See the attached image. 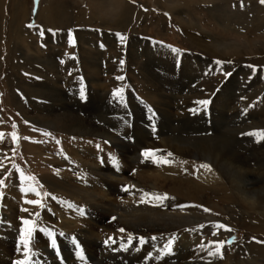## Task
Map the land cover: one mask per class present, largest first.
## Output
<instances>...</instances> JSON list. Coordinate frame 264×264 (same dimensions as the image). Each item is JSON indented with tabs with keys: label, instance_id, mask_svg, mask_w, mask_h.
<instances>
[{
	"label": "rangeland",
	"instance_id": "rangeland-1",
	"mask_svg": "<svg viewBox=\"0 0 264 264\" xmlns=\"http://www.w3.org/2000/svg\"><path fill=\"white\" fill-rule=\"evenodd\" d=\"M243 1L0 0V133L4 134L0 136V178L7 177L0 186V264L24 259L19 219L36 221L29 244L36 264H67L64 252L75 255L72 241L64 238L75 233L65 231L62 215L73 217L55 206L61 199L69 200L57 192L52 180L66 172L72 178L80 175L82 149L119 151L106 135L90 131L95 125L113 130L117 118L134 116L131 123L137 118L161 137V133L176 134L186 146L196 144L199 137L214 140L215 134L226 130L228 148L245 152L257 165L264 163V140L257 142V137L242 135L264 129V52L212 50L216 42L264 39V33L255 32L253 26L226 27L215 18L219 13L213 7L223 11L240 4L243 10ZM217 60L231 63L218 65ZM248 65L260 70L253 72ZM160 70H172L180 76L165 80ZM225 73L231 75L226 77ZM120 76L124 79H116ZM117 88L124 89V104L112 96ZM205 100L207 105L199 103ZM164 101L172 102V114L163 111L166 107L159 103ZM178 105L186 108L178 110ZM118 106L122 113H118ZM117 136L121 143L132 142L121 132ZM155 142L148 139L142 146L167 156L170 148L160 140ZM88 159L94 160L92 156ZM20 172L35 179L21 181ZM258 177L253 182L264 181V176L261 180ZM19 191L27 193L20 196ZM28 200H40L41 204H29ZM221 207L224 211H209L214 218L208 222L188 227L204 230L203 241L194 251L202 249L204 242L235 237L234 243L223 247L220 257L209 259L212 264H221L249 243H257L256 256L245 260L264 264V212L246 213L225 204ZM37 212L39 217L34 215ZM93 219L101 222L98 215ZM101 223L103 231L113 220L106 217ZM217 224L231 231L218 229ZM44 228L57 233L60 242L66 241H57L55 249L50 247L52 257L43 254L42 247L52 240L40 231ZM60 232L65 235L60 236ZM150 236L162 234L152 232ZM77 242L82 250L84 244ZM190 262L208 264L199 256Z\"/></svg>",
	"mask_w": 264,
	"mask_h": 264
},
{
	"label": "bare ground",
	"instance_id": "bare-ground-1",
	"mask_svg": "<svg viewBox=\"0 0 264 264\" xmlns=\"http://www.w3.org/2000/svg\"><path fill=\"white\" fill-rule=\"evenodd\" d=\"M243 2L245 3L243 10L240 4L235 9L223 11L217 6L213 7L215 12L219 13L215 18L219 19L226 27L231 24L253 26L252 29L255 32L264 33V4H261L260 0H244ZM114 8L116 7L114 6ZM37 9L38 6L34 12ZM178 18L182 22L185 20L181 16ZM190 34L193 33L190 32ZM193 37L198 39L194 35ZM216 44L212 49L214 51L223 48L226 52L234 53H250L256 52V50L257 53L264 52V39L244 43L223 42L222 45L216 42ZM163 72V77L169 81L180 76L178 72H172V70ZM172 89L175 90V88ZM155 95L163 97L162 94ZM148 97L151 95L149 94ZM151 101L158 104L153 99ZM159 104L163 108L166 107L163 109L165 113L171 112V110L169 111L172 106L171 101ZM119 106L118 113H122L123 108L120 109ZM175 107L178 110L186 108L179 105ZM224 107L227 109L229 105L226 104ZM132 118H117L115 120L117 124L113 130L98 125H95L94 128L89 126L90 131L93 129L106 135L110 142L118 147L119 151L106 148L84 152L82 149L80 155L82 157L79 159V161L81 160L80 175L72 178L66 172L64 175L61 174V178L56 177L52 180V185L57 192L69 200L61 199L55 206L58 205L62 211L73 217L70 219L71 217L62 215L65 231L75 233V236L64 238L67 239L66 241H71V237H75L77 241L81 240L84 244L82 247L83 259L78 258L76 254L70 256L64 252L67 264H90L91 261V264H170L172 261L176 264H192L190 260L195 259L196 256L204 257L205 261H209L213 257H208L207 253L209 250L214 251L216 246L210 243L212 241L210 240V242H204L203 249L196 248L194 251L195 245L203 241L204 233L202 234V232L204 230L188 229V227L214 218V215L209 211H204V208L223 210L221 206L224 204L227 207H239V211H246V213L251 211L263 213L264 181L255 183L253 180L258 176H264V163L257 165V162L247 156L245 152L228 148L226 141L229 136L226 130L215 134L214 140L199 137L196 144L192 143L189 144L190 146H186L182 145L183 142L179 138H176V134L161 133L164 136L161 137L156 132L146 129L137 118L131 123ZM119 132L127 136L126 138L129 140L131 139L132 142L121 143L120 137L117 136ZM235 136L237 137V135ZM238 137L237 140L241 136ZM148 139L154 143L158 140L163 142L170 148L168 153L171 155L166 156L162 153L152 152L151 157L146 158L142 154L149 149L142 145ZM88 156H92L95 161L87 160ZM108 158L110 160H107ZM113 158L116 159V164L112 163ZM165 159L169 163H164ZM205 163L210 165L211 171L200 168V165ZM126 186H134L132 191L135 192V195L124 191L123 188ZM139 190L160 195L167 194L168 198L163 199L162 202L140 203L141 193ZM26 193L19 191L17 195L23 196ZM77 208H84L85 214L81 215ZM96 215L101 222L105 221L106 217H115L116 219H112L113 223L105 225L101 231L104 224L93 219ZM18 221L20 222L19 226L24 227L21 219ZM67 228L71 229L67 230ZM120 228H124L126 231L121 233L118 231ZM208 230L212 231V229ZM152 232H160L162 237L152 240L150 236ZM127 233L136 234L137 237L143 236L147 238V243L141 246L138 241L134 240L133 246H129L126 250L114 251L113 249L119 247L121 240L127 244ZM172 234H175L176 237L172 244V254L166 255L162 259H156L159 250ZM113 238L116 243L112 242ZM56 240L59 243L66 242H60L61 237L58 236H56ZM105 240L109 241L108 245L104 244ZM50 245L51 243H48L42 247L45 257H52ZM256 245L257 243H249L247 247L237 249L221 264H252L254 259H245L256 256ZM149 253L152 256H149Z\"/></svg>",
	"mask_w": 264,
	"mask_h": 264
},
{
	"label": "snow or ice",
	"instance_id": "snow-or-ice-1",
	"mask_svg": "<svg viewBox=\"0 0 264 264\" xmlns=\"http://www.w3.org/2000/svg\"><path fill=\"white\" fill-rule=\"evenodd\" d=\"M260 3L261 4H264V0H260ZM29 27H32V25H29ZM49 31H52V30H49ZM40 35L43 36L44 35V32L41 31L40 32ZM118 36H120L121 40L124 39V37L121 35V34H117ZM173 51H177L176 49H173ZM121 64H123V61L121 60L120 61ZM216 64L218 65H222L224 63H231V61H221V60H217L215 61ZM249 68H251L253 70V72H256L258 70H260L257 66L255 65H248ZM231 75L230 73H225V76H229ZM116 79L118 80H123L124 77L123 76H120V77H117ZM80 97L83 99L85 97V93H84V90H83V87H81V90H80ZM112 96L114 99H116L118 101V103L120 104H124L125 103V99H124V89L123 88H117V89H114L112 91ZM199 103H201L202 105H207L209 103V101L205 100V101H200ZM191 111V110H190ZM125 123H127V120H125ZM13 127H15V125H13ZM47 135H50L48 133H46ZM4 134L3 133H0V136H3ZM13 137L15 138V134L13 133L12 134ZM242 135H245V136H252V137H257V142H259L260 140H264V129H260V130H253L252 132H248V133H242ZM57 143H59V141H57ZM105 143H109L108 141H105ZM97 147L99 148L100 146L97 145ZM154 151H158V150H145L144 153L142 155H144L146 158H150L151 157V153L154 152ZM171 155V154H169ZM164 163H169L168 160H164L163 161ZM112 163L113 164H116L117 161L115 158L112 159ZM200 168L202 169H205V170H208V171H211V167L210 165L208 164H201L200 165ZM8 175H11V173H9ZM5 178H0V186H3L4 183H5ZM19 179L21 181L23 180H34L35 178L34 177H26L24 175L23 172H20V176H19ZM132 188H134V186H131V187H124L123 190L126 191V192H129L130 194L132 195H135V192L132 191ZM28 190L30 191H35L34 188H29ZM141 195L139 197V202L140 203H153V202H162L163 199H166L168 198L167 197V194H163V195H160V194H156V193H148V192H144L143 190H139ZM3 193L0 192V196H2ZM37 195H39V193H37ZM44 195H49L48 193H44ZM27 203L29 204H33V205H39L41 204V201L40 200H28ZM23 211H27V209H23ZM77 211L81 214V215H84L85 214V209L84 208H77ZM204 211L208 212L210 211V209H207V208H204ZM36 217H39L40 213H35L34 214ZM113 220H115L116 218L115 217H112ZM23 225L24 227L20 228V241L21 243L24 245V259L22 260H16L14 262V264H36V261L32 259V257L35 255L31 248L29 247V244H30V238L33 234V232L36 230V221L33 220V219H23ZM200 228H203L204 225H200L199 226ZM216 227L218 229H224L226 231H231L230 228H228L226 225L224 224H217ZM40 231H43V232H47V234L52 237V240H51V247L52 248H57V240H56V235L57 233L51 231L50 229H47V228H44V229H40ZM119 232L121 233H124L126 230L124 228H120L118 229ZM60 236H64L65 233L63 232H60L59 233ZM213 235H216V233H213ZM152 240H157L158 238L156 236H153L151 237ZM176 237H175V234H172V236H170L168 238V240L166 241V243L162 246V248L159 250L158 254L156 255V259H162L164 256L166 255H171L172 254V244L174 243ZM235 237H232L231 239L229 240H215V241H211L210 243L214 244L216 247H215V251H212V250H209L207 255L208 257H213V258H218L222 255V249L225 245H231L232 243L235 242ZM136 240L138 241V243L142 246L144 245L145 243H147V238L143 237V236H139V237H134V234L133 233H127V244L123 243V240H121V243L119 245L118 248H115L113 249L114 251H119L120 249H127L129 246H133V241ZM71 241L74 245V247L77 249L76 251V256L80 259H83V252L82 250H80V245L78 244L77 240L75 237H71ZM112 242L113 243H116L115 239L113 238L112 239ZM104 244L105 245H108L109 244V241L108 240H105L104 241ZM200 247L203 249L205 246L203 244L200 245ZM149 256H152L151 253H149ZM208 264H212V261L209 260L208 261Z\"/></svg>",
	"mask_w": 264,
	"mask_h": 264
}]
</instances>
